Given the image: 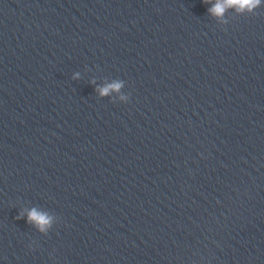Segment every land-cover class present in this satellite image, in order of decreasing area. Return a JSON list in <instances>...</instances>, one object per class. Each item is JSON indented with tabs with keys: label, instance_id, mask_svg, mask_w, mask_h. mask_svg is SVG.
Listing matches in <instances>:
<instances>
[{
	"label": "clouds",
	"instance_id": "1",
	"mask_svg": "<svg viewBox=\"0 0 264 264\" xmlns=\"http://www.w3.org/2000/svg\"><path fill=\"white\" fill-rule=\"evenodd\" d=\"M206 5H210L207 8V12L210 16L221 20L226 23L223 18L228 10H235L237 15H249L256 14V10L264 5V0H202ZM79 73L73 75V79H78ZM95 83V81H92ZM125 86V82L122 80L114 79L109 83H105L103 86H98L96 92L100 97H110L113 93L117 94L120 102L127 103L130 100V93H123L122 89ZM24 214L21 213L17 219H22ZM54 221L53 215L48 212L38 210L33 207L27 210V222L33 224L40 232H47L52 226Z\"/></svg>",
	"mask_w": 264,
	"mask_h": 264
}]
</instances>
